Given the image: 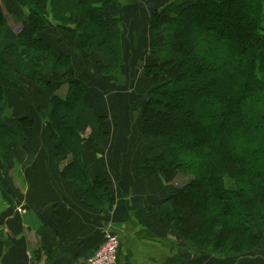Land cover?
Wrapping results in <instances>:
<instances>
[{
    "label": "trees",
    "instance_id": "obj_1",
    "mask_svg": "<svg viewBox=\"0 0 264 264\" xmlns=\"http://www.w3.org/2000/svg\"><path fill=\"white\" fill-rule=\"evenodd\" d=\"M16 1L29 10L18 31L7 24L0 2V151L22 167L35 158L27 144L33 121L26 116L18 119L22 127L17 124L4 88L25 77L49 89L67 83L65 96L49 102L59 107L64 131L56 135L47 121L52 152L59 160L72 154L62 178L83 204L104 210L111 202L110 181L93 176L80 156L87 142L106 144V117L93 112L71 54L54 49L40 31L49 29V17L66 18L76 25L71 33L80 49L109 63L111 42L121 39L120 3L63 0L71 3L60 9L57 0ZM148 21L160 43L152 44L150 63L143 65L154 84L141 111V173H158L167 192L149 211L194 249L220 257L255 255L264 235V0H169ZM106 68L102 74L108 75ZM160 130L170 132L163 145L154 138ZM178 172L193 178L174 187Z\"/></svg>",
    "mask_w": 264,
    "mask_h": 264
},
{
    "label": "crops",
    "instance_id": "obj_2",
    "mask_svg": "<svg viewBox=\"0 0 264 264\" xmlns=\"http://www.w3.org/2000/svg\"><path fill=\"white\" fill-rule=\"evenodd\" d=\"M12 2L1 0L7 24L18 31L13 24L28 12ZM126 3L128 0L120 2L128 18L132 14ZM18 9L23 12L21 15ZM134 17L143 21L141 12ZM137 25L138 32L147 37V21L144 29L142 23ZM43 36L52 42L49 35ZM53 47L63 51L60 46ZM72 47L74 65L79 59L94 60L93 54L88 56L76 43ZM19 82L24 87L14 81L13 87L4 88L12 116L17 120L34 116L36 111L31 103L34 82L26 77ZM94 91L90 101L98 95L91 101L100 102L94 107L96 112L110 120L116 111L122 113V107L113 106L110 93L104 89ZM138 129L133 126L135 133L128 131L123 137L114 135L112 129L105 145L87 142L82 150L80 158L90 165L92 175L110 181L111 202L104 210L83 204L72 192L60 174L63 166L45 134L41 144L28 145L35 158L25 167L16 159L6 161L0 151V264H89L87 258L109 232L119 236L115 264H264V235L256 255L220 257L190 247L172 228H165L155 218L149 210L166 198V185L158 173H141L142 135ZM42 132V126L36 125L33 135L41 136Z\"/></svg>",
    "mask_w": 264,
    "mask_h": 264
},
{
    "label": "rangeland",
    "instance_id": "obj_3",
    "mask_svg": "<svg viewBox=\"0 0 264 264\" xmlns=\"http://www.w3.org/2000/svg\"><path fill=\"white\" fill-rule=\"evenodd\" d=\"M12 4L17 7L27 10V8L23 5H19V3L16 0H13ZM120 2L124 0H118ZM169 0H150L148 2H142L140 0H128V3L125 4L127 6L129 12H131V17L126 18L123 14V8L121 4H119L121 8V12L119 14V25L118 29L120 31V41L117 40L118 37H116V40L111 42V44L114 45L113 50L115 51L114 57H110L109 63L107 58L103 55L99 56L97 53H93L94 60H91L90 62L88 60L84 61L83 59H79L78 64L73 65L76 67V75L75 77L82 82L85 87L87 88V99L88 102L93 108V112L95 114L104 115L101 113L96 112L95 106L96 103L94 102L97 96H93L90 101V93L92 91V94H94V90L96 89H104L106 92L110 93V98L112 99L113 106L122 107V113L121 111L115 112V116L112 117V120L108 119L107 116L105 119L106 125L105 129L108 132L113 129L114 135L117 134L118 136H124L126 135V132H132L133 126H138L140 135H141V111L142 106L144 102L149 98V91L153 87V82L147 78L144 77L143 74V65L150 63V50L149 48L152 46L153 43H160L159 38H153L152 35H150L149 30V21L148 18L151 14V12L160 6L165 5ZM173 2L179 3L183 0H172ZM1 2V0H0ZM56 2H60L58 4V7L62 9L65 5H70L71 2H65L63 0ZM61 2H65L64 4ZM119 2V3H120ZM2 5V4H1ZM45 8L50 12H54L53 10V4L51 2L47 4ZM57 6V4H56ZM18 9V15L22 14L23 12ZM29 10H27L28 12ZM141 12V17L143 21H138L139 19H135L134 15ZM62 12H60V16L62 17ZM145 13V16H144ZM27 15L23 14V18ZM133 16V17H132ZM66 18L57 20V18L49 17V29H45L40 31L42 35H49V38L51 41L55 43L56 46H60L59 48H62L63 51L69 52L73 54V47L72 43H76L80 47L79 41L77 39H74L71 31L76 28V25L72 22H65ZM136 20V21H135ZM147 21V28L148 32L147 34L150 35V38L141 35L138 32V25L139 23H142V28H145L146 21ZM232 22V21H231ZM13 25L18 26V30L20 29L19 23H15ZM62 27V28H61ZM63 28H67L68 31H65ZM53 29V30H52ZM91 31H94L96 27L93 26L89 27ZM52 30V31H51ZM64 38V39H62ZM73 49V50H72ZM92 54V53H91ZM91 54H88L90 56ZM112 60V61H111ZM88 62V63H87ZM107 67V73L108 75L102 74L103 69ZM149 80V81H148ZM20 83L19 81H16ZM147 82V83H146ZM21 85V83H20ZM23 86V85H21ZM67 83L62 84L59 87H54V89H49L47 87H42L40 85H37V83L34 82V92L32 94L31 103L34 105L35 115L31 116L30 118L33 121V129H32V137H29L27 140V144L35 146L34 142H38V144H41L42 140H44V135L46 138H48L49 135V128L47 127V124H51L52 130L54 133L57 134H63L64 131L60 127V123H58V118L56 117V113L60 110L59 107L55 108L54 102L51 106H49V102L51 100V97L54 95H58L60 97H64L65 92L67 90ZM24 87V86H23ZM25 89V88H24ZM22 90V89H21ZM131 103V107L133 109L131 110L132 116H129V110L128 106ZM129 102V103H128ZM100 103V102H99ZM98 103V104H99ZM178 105V104H177ZM45 107L47 109L44 112H38V107ZM47 106V107H46ZM54 106V107H53ZM119 107V108H120ZM127 108V111L125 110ZM118 112V115H117ZM72 114V112H69ZM22 118V117H21ZM17 120V119H16ZM129 120V121H128ZM48 121V122H47ZM133 121V122H131ZM17 124H19V120H17ZM20 127H22V124H19ZM38 126H42L43 132L41 136L34 137V128ZM112 127H111V126ZM79 126V125H78ZM78 127L76 126V132ZM3 132V131H2ZM79 135H82V132L78 131ZM170 133V132H169ZM165 131L160 130L158 133L154 135V138H159L160 140H164L166 135ZM85 134V133H84ZM7 139H10L9 134H4ZM38 135V134H37ZM69 142L70 139L66 138ZM48 140H50L48 138ZM67 142V145L70 146V144ZM160 143V142H159ZM165 141L161 142L160 145H163ZM141 149H142V136H141ZM144 152V151H143ZM66 156V157H65ZM65 156L60 158L61 165L68 163L70 161V158L72 157V154L65 153ZM5 153H4V159H5ZM67 159V160H66ZM179 173V172H178ZM244 176L248 177L247 175L243 174ZM231 179L234 180V175H231ZM161 177V176H160ZM193 178L190 174L186 172L179 173L176 178L171 182V185H174V187H181L183 186L187 181H190ZM245 178V177H244ZM247 179V178H246ZM162 180L164 181L165 185L166 182L162 177ZM253 182V180H252ZM174 231V230H173ZM228 248V245L226 246ZM220 253L225 254L228 250L226 248L220 249ZM211 255H214L213 253L207 252ZM257 253V251H256ZM256 255V254H255ZM215 256V255H214ZM217 256V255H216ZM247 256V255H246ZM226 257V256H221Z\"/></svg>",
    "mask_w": 264,
    "mask_h": 264
},
{
    "label": "built area",
    "instance_id": "obj_4",
    "mask_svg": "<svg viewBox=\"0 0 264 264\" xmlns=\"http://www.w3.org/2000/svg\"><path fill=\"white\" fill-rule=\"evenodd\" d=\"M106 239L87 258L89 264H115L118 254L119 236L107 233Z\"/></svg>",
    "mask_w": 264,
    "mask_h": 264
}]
</instances>
